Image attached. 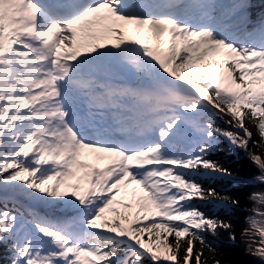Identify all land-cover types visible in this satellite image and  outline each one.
I'll use <instances>...</instances> for the list:
<instances>
[{"label":"snow or ice","instance_id":"6c2138e0","mask_svg":"<svg viewBox=\"0 0 264 264\" xmlns=\"http://www.w3.org/2000/svg\"><path fill=\"white\" fill-rule=\"evenodd\" d=\"M222 142L264 264V0H0V264H233Z\"/></svg>","mask_w":264,"mask_h":264},{"label":"trees","instance_id":"16d2710c","mask_svg":"<svg viewBox=\"0 0 264 264\" xmlns=\"http://www.w3.org/2000/svg\"><path fill=\"white\" fill-rule=\"evenodd\" d=\"M213 159L236 174V181L219 180L208 182L206 186H211L222 194H227L239 199L243 208H233L225 211L213 209L208 206L198 205L202 211L209 215H216L220 219L230 222L235 228V241L228 237V233L221 232L218 237L209 236L212 246L224 255L225 259H230L233 264H258V261L246 255L244 249L247 244L241 241V233L245 228V220L251 215L250 209L257 207L250 200L254 191L261 189L259 182L254 177L258 174L257 167L243 153L234 154L230 151L226 143H220L217 151L213 154ZM264 211V208L260 209Z\"/></svg>","mask_w":264,"mask_h":264},{"label":"rangeland","instance_id":"374dc122","mask_svg":"<svg viewBox=\"0 0 264 264\" xmlns=\"http://www.w3.org/2000/svg\"><path fill=\"white\" fill-rule=\"evenodd\" d=\"M243 241L244 242H251L248 236L245 238L243 237ZM257 242H258V238H257ZM251 258L256 260V258H254V257H251Z\"/></svg>","mask_w":264,"mask_h":264},{"label":"bare ground","instance_id":"6f19581e","mask_svg":"<svg viewBox=\"0 0 264 264\" xmlns=\"http://www.w3.org/2000/svg\"><path fill=\"white\" fill-rule=\"evenodd\" d=\"M249 227V226H248Z\"/></svg>","mask_w":264,"mask_h":264}]
</instances>
